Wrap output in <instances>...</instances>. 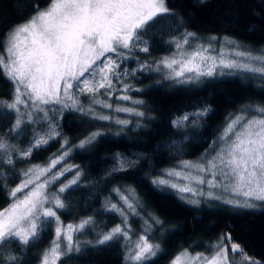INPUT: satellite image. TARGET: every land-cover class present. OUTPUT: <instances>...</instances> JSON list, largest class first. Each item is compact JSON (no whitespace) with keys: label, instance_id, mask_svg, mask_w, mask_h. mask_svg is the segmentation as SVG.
Returning a JSON list of instances; mask_svg holds the SVG:
<instances>
[{"label":"snow or ice","instance_id":"1","mask_svg":"<svg viewBox=\"0 0 264 264\" xmlns=\"http://www.w3.org/2000/svg\"><path fill=\"white\" fill-rule=\"evenodd\" d=\"M176 23L166 0H48L44 8L33 5L29 17L0 38L3 49L0 70L13 86L12 97L0 100V119L10 123L9 128L0 131V188L7 183V172L16 170L18 160L30 158L34 150L61 136L58 120L63 119L65 112L112 121L121 126V131L132 122L100 114L94 106L99 104L116 113L145 117V112L136 107L143 104L142 100L132 101L129 95L123 94L118 99L131 101L133 106L113 108L96 94L104 89L111 97L116 83L124 93L142 91L123 82L122 77H126L128 71L122 69L121 64L132 58L129 53L133 50L149 53L152 36L169 33ZM190 39H196L194 33L173 37L169 41L174 45L171 55L138 61L131 74L135 76L137 70L143 72L147 68L159 73L161 82L178 85L196 84L205 78L237 72L264 79V54L257 56L240 50L237 42L228 37L223 38L219 50L213 44L218 37L213 36L207 43L197 42L195 46H189ZM81 96L88 98L87 107ZM209 111L208 106H202L196 112L174 119L172 125L184 127L190 117L196 125ZM249 111L254 114L247 115ZM38 124L42 129H37ZM26 135L28 138L23 146L15 142ZM103 135L102 131L92 132L76 147L94 146ZM67 145L65 139L61 144L63 151L54 155L46 166L20 169L15 186L8 188L10 203L0 210V264H26L22 259L25 251L50 228L54 238L50 247L41 253L39 264H58L64 257L82 251L81 243L74 240L76 234L94 230L96 222L91 216L75 225H65L60 216V212L68 208L64 194L78 184L80 176L77 171L67 183L61 181L66 172L79 167L62 165L69 155ZM213 145V154L207 158L196 162L181 161L179 170L166 172L167 177H176L175 181L161 176L153 178L151 183L159 190H173L181 200L196 206L202 199L218 200L234 209H251L257 201L264 202V106H243ZM117 161L119 166L112 169L113 172L126 170L134 163L119 155ZM57 165L61 167L53 171ZM181 180L183 183L178 182ZM53 185L56 190L49 191ZM113 191L122 203L106 202L103 208L118 214L121 222L98 233L95 245L125 241L124 259L128 264H146L161 251L159 243L149 240L151 224L148 220L144 221L146 227L136 242L127 243L131 241L129 216H139L137 209L143 205L134 189L128 194L118 188ZM149 219L155 224L163 223L151 214ZM12 243L18 248L9 249ZM85 243L93 245L92 241ZM229 249L233 255L242 254L248 264H258L232 240L230 233L223 234L212 246L211 255L202 252L192 255L183 249L171 264H233Z\"/></svg>","mask_w":264,"mask_h":264},{"label":"trees","instance_id":"2","mask_svg":"<svg viewBox=\"0 0 264 264\" xmlns=\"http://www.w3.org/2000/svg\"><path fill=\"white\" fill-rule=\"evenodd\" d=\"M36 4L44 8L48 0H0V38L13 26L25 21ZM166 4L177 23L169 33L152 36L149 53L133 50L129 53L132 58L121 64V68L128 71V75L122 77L123 82L142 89L128 93L135 101H143L136 107L145 112V117L126 115L132 123L121 131V126L112 121L65 112L63 119L58 120L61 136L34 150L30 158L18 160L16 170L7 172V183L0 188L1 210L10 203L7 190L15 186L18 171L46 164L63 151L61 144L64 140L68 141L70 151L62 165L79 167L66 172L61 181L67 183L77 171L80 176L78 184L64 194L68 208L60 212L61 219L66 225L91 216L96 225L94 230L88 229L74 236V240L81 243L82 251L64 257L58 264H128L124 259L125 241L95 245L98 233L121 222L118 214L104 211L103 205L118 202L113 189L122 190L127 186L133 187L143 205L138 210L146 215L149 211L163 222L162 225L154 223V233L150 234L154 242L160 244L161 251L146 264H169L171 258L183 249L211 251L226 233L264 264V206L234 209L220 201H213L215 206H196L181 200L173 190H159L151 183L153 178L164 176L167 168L175 167L181 161L198 159L208 151L230 114L245 105L264 104V79L259 75L237 72L214 79L205 78L196 84L178 85L161 82L160 74L147 68L143 72L137 70L135 76L131 74L138 61L156 60L172 52L174 45L169 41L186 32L194 33L204 41L211 36L228 37L250 50L264 51V0H166ZM219 39L216 42L219 43ZM0 53H3L2 48ZM118 86L116 83V91L111 97L104 89L96 95L101 100L115 103L119 100ZM12 95V83L0 70V100L7 101ZM80 99L87 107L88 98L81 96ZM202 106H208L210 111L207 116L199 118L198 124L193 125L190 117L184 127L172 125L174 119L196 112ZM53 119L57 120V117L53 116ZM9 127L7 120L0 119V131ZM36 127L40 130L43 126L38 124ZM96 131H102L104 135L94 146L76 147L81 139ZM27 138L26 135L15 142L23 146ZM118 155L125 161L134 162L132 167L113 172L112 169L119 166ZM55 190V185L49 188V191ZM131 222L129 245L137 240L144 228L134 217ZM53 238L51 228L44 232L25 251L22 259L26 264H39L41 253ZM85 241H92L93 245ZM8 248L15 250L18 246L12 243Z\"/></svg>","mask_w":264,"mask_h":264},{"label":"rangeland","instance_id":"3","mask_svg":"<svg viewBox=\"0 0 264 264\" xmlns=\"http://www.w3.org/2000/svg\"><path fill=\"white\" fill-rule=\"evenodd\" d=\"M46 7V6H45ZM24 22V21H23ZM22 23V22H21ZM18 24H20V23H18ZM18 24H16V25H18ZM196 37V36H195ZM211 38H212V36L210 37V39H208L207 41H204L203 39L202 40H199L197 37H196V39H190L189 40V46H195L196 45V43L197 42H201V43H207L209 40H211ZM223 38L224 37H221L220 39H219V43L218 42H216V41H213V44H214V47L217 49V50H219L220 49V47H221V45L224 43V40H223ZM230 39H232V38H230ZM233 40V39H232ZM235 41V40H234ZM237 42V41H236ZM237 44L239 45V47H240V50H243V51H250V52H252L253 53V55H257V56H259V55H262V54H264V51H262V50H259V51H255V50H250V49H248V48H246V46H244L242 43H240V42H237ZM226 50H228V49H226ZM173 51H174V49H173ZM172 51V52H173ZM172 52H170V53H168V54H164L163 56H161V57H164V56H168V55H171L172 54ZM161 57H159V58H161ZM125 84H131L130 82H126ZM134 87V86H133ZM118 89H119V92L118 93H120L119 95H118V97L120 96V95H123V94H127V95H129V93L127 92V93H124L122 90H120V85L117 87ZM137 87H134V89H136ZM130 97H131V94L129 95ZM132 98V97H131ZM134 101H135V99L134 98H132ZM108 103H111V102H108ZM132 102L131 101H123V100H118V101H116L115 103H111L112 105H113V108H115V107H117V106H119V107H131L132 106V104H131ZM253 105H258V104H253ZM260 106H264V104H259ZM95 107V109H96V111L98 112V113H100V114H104V115H110V116H112L113 117V119H116V118H119V119H127V117H126V115H129V114H126V113H116V112H114L112 109H103V108H101L100 107V105L99 104H97V105H95L94 106ZM240 111H241V109L239 110V111H237V112H234V113H232V114H230V116H229V118H228V121H227V123L225 124V125H223V127L221 128V130H220V133L217 135V139L215 140V141H218L219 140V137H220V135H221V132H222V130L226 127V125L228 124V122L233 118V117H235L237 114H239L240 113ZM254 113L253 112H251V111H249L248 113H247V115H253ZM213 150H214V145H212L211 146V148L208 150V151H206L205 153H203L198 159H194V160H188V161H193V162H196V161H200L202 158H207L209 155H211V154H213ZM54 157V156H53ZM52 157V158H53ZM50 161V160H49ZM49 161L46 163V164H44V165H41V166H46L48 163H49ZM179 165H180V163L177 165V166H175V167H172V168H167L166 169V171H165V174H166V172H168L169 170H172V169H177V170H179ZM65 166V165H64ZM61 166L60 165H57V168L56 169H53V171H56L57 169H59ZM164 174V178L165 179H172L173 181H175L176 180V177H171V178H169V177H167L166 175ZM50 175V174H49ZM44 179V177H41V180H43ZM71 179V178H70ZM179 183H183V181L181 180V181H178ZM129 190H133V187L132 186H127L125 189H122L121 191L122 192H124L125 194H128V192H129ZM205 190H207V189H205ZM186 195H190V194H186ZM117 200H118V202H119V204H121L122 202L119 200V197H117ZM140 200V199H139ZM213 201H218V200H211V201H209V200H201V203L200 204H203V205H206V206H215L216 204H214L215 202H213ZM118 202L116 201H113V203H117L118 204ZM264 206V202H259V201H257L256 202V204H255V207H253V208H262ZM2 210V209H1ZM138 210V209H137ZM139 211V210H138ZM140 212V215L139 216H129V219H128V222H129V224L131 225V228L133 227V222H131V219H133V217L138 221V223L139 224H142V226H144V228L146 227L145 226V224H144V221L145 220H148V223L149 224H151V230H150V232L148 233V235H149V240L151 241V242H153V243H155L154 242V240L152 239V235H150V234H153L154 233V230H155V224L152 222V220L151 219H149V214H151L149 211H147V213H148V215H146V214H144L141 210L139 211ZM152 216H154L153 214H151ZM155 217V216H154ZM156 218V217H155ZM158 219V218H157ZM80 221H78V222H76V223H72V224H78ZM233 240V239H232ZM234 241V240H233ZM136 242V240L135 241H133V244ZM234 242H236V241H234ZM237 243V242H236ZM50 245H51V243L48 245V247L47 248H49L50 247ZM46 248V249H47ZM241 248L243 249V247L241 246ZM192 255H195V253H197V252H202V253H205V254H207V255H211V251H202V250H198V251H191V250H188ZM243 251H244V253L248 256V257H251V258H253V259H255L256 261H258V264H262V262L259 260V259H257L256 257H254V256H252V255H250V254H248L244 249H243ZM181 252V251H180ZM180 252H178V253H180ZM177 253V254H178ZM177 254H175L172 258H171V260L169 261V264H171V262H172V260L174 259V257L177 255ZM229 258H230V260H232V262H233V264H248V262L247 261H245V259H244V256L242 255V254H240V253H237V254H235V255H233L232 253H231V249H229Z\"/></svg>","mask_w":264,"mask_h":264}]
</instances>
